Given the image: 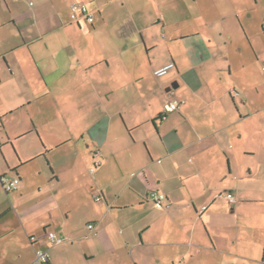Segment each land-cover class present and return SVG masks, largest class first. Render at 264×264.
<instances>
[{"label":"crops","instance_id":"obj_1","mask_svg":"<svg viewBox=\"0 0 264 264\" xmlns=\"http://www.w3.org/2000/svg\"><path fill=\"white\" fill-rule=\"evenodd\" d=\"M259 6L0 0V227L28 264H264Z\"/></svg>","mask_w":264,"mask_h":264},{"label":"rangeland","instance_id":"obj_2","mask_svg":"<svg viewBox=\"0 0 264 264\" xmlns=\"http://www.w3.org/2000/svg\"><path fill=\"white\" fill-rule=\"evenodd\" d=\"M257 9H260V6L258 8L255 9V11H257ZM261 14L264 16V6H262V8L260 9ZM261 17V16H260ZM255 24H252V27L250 26L249 28V32L253 35V37L257 40L258 44H262V49H264V35H263V24H264V18H261V20H258L256 22H254ZM252 57V54H251ZM263 64V63H262ZM263 66V65H261ZM261 68V72L262 75H260V70H257L256 66H254L253 69V73L254 77L256 78L257 82H258V87L260 88V91L262 92V94H264V72ZM260 76H263V80L260 79ZM253 94L254 91H252ZM3 194L6 198H9L5 192L3 191ZM2 199L0 198V201ZM86 215L83 214V212L80 215V218H82V221L80 223V229H79V234L84 235L86 233L87 230V224H83L84 219H85ZM8 218H10L9 215H6V220H8ZM2 221L0 220V223ZM3 224V223H1ZM0 224V225H1ZM83 224V226H82ZM6 230L4 229V227H0V262H2L1 264H28V261L30 259L31 253H30V241L28 240V244H25L23 242V237L22 234L19 232V230H13L12 232H10L9 234H6ZM29 247V249H28ZM5 251V253H4ZM17 252L19 255H21L16 261H9L7 263L4 262L3 257L6 256L10 253V252ZM34 251V257L33 260L35 258V249ZM5 257V258H6ZM33 260L32 263L33 264Z\"/></svg>","mask_w":264,"mask_h":264},{"label":"built area","instance_id":"obj_3","mask_svg":"<svg viewBox=\"0 0 264 264\" xmlns=\"http://www.w3.org/2000/svg\"><path fill=\"white\" fill-rule=\"evenodd\" d=\"M82 14L86 18L88 22L93 21L92 14L88 11L87 6L85 3H79L74 2L70 5V16L73 20L77 19L78 15ZM262 70L264 72V65L262 66ZM183 103V100L179 99H172L169 104L167 110L169 112L177 110L180 105ZM19 183L18 177H9L5 174L0 175V184L5 192H9L14 190ZM225 198L231 202L234 203L237 201V198L232 194L231 192H225L224 194ZM149 199L154 201L155 203H161L163 200V196L159 195L155 191H151L148 195ZM98 199V197H96ZM89 228L93 227V224L88 225ZM50 241L53 244H59L63 240L59 237H55L53 235L50 236ZM49 259V255L47 251L42 249L35 250V258H34V264H46Z\"/></svg>","mask_w":264,"mask_h":264},{"label":"trees","instance_id":"obj_4","mask_svg":"<svg viewBox=\"0 0 264 264\" xmlns=\"http://www.w3.org/2000/svg\"><path fill=\"white\" fill-rule=\"evenodd\" d=\"M74 3V2H73ZM80 3V2H79Z\"/></svg>","mask_w":264,"mask_h":264}]
</instances>
